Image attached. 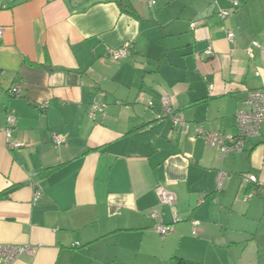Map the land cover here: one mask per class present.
I'll return each instance as SVG.
<instances>
[{"label":"crops","instance_id":"1","mask_svg":"<svg viewBox=\"0 0 264 264\" xmlns=\"http://www.w3.org/2000/svg\"><path fill=\"white\" fill-rule=\"evenodd\" d=\"M129 1L137 18L115 0H0V244L34 248L13 264H264V193L245 200L244 180L264 188V124L228 156L196 137L236 136L264 91V0L225 20L228 0ZM154 211L177 214L173 234Z\"/></svg>","mask_w":264,"mask_h":264},{"label":"built area","instance_id":"2","mask_svg":"<svg viewBox=\"0 0 264 264\" xmlns=\"http://www.w3.org/2000/svg\"><path fill=\"white\" fill-rule=\"evenodd\" d=\"M231 3L230 10H224L220 12V16L223 20L230 17L232 14L238 12L243 4L244 0H228ZM151 4H155L154 1ZM192 28H195V25L192 24ZM4 29L0 27V39L3 38ZM228 39L233 41L234 34L229 33ZM256 47H259L258 43L253 44ZM114 60H121L130 54V49L127 47L112 49L110 51ZM207 55H211V50L206 52ZM16 96H22V90L20 87H13L10 91ZM247 102L251 106L250 111H239L237 113V129L238 133L236 136H226L219 132H208L205 131L202 127H199L196 132V137H201L205 140L206 144L212 148L220 150L224 156H228L230 153H242L244 151V146L247 140L257 137L260 134L261 126L264 124V91H252L248 94ZM163 104L165 106V115L173 122L176 128H180L188 133L189 126L186 123L183 116L177 113L170 106V100L168 98L163 99ZM48 104L45 103L42 105V108H47ZM98 107L95 106V109ZM8 128L7 136L10 138L12 134V128L16 124V119L13 116H9L7 119ZM65 141V137L62 135H54V142L57 147H60ZM22 145L18 143H10V148H20ZM224 174H220L219 178V190L222 187V180ZM245 183L251 187V190L247 193L245 200H250L254 198L259 193H264L263 184H261L255 176H246L244 178ZM41 195V190H36L34 194V203H37ZM159 196L161 200V205H170L174 206L177 202V197L174 193L169 192L165 189L159 190ZM206 202V199H201L199 205H202ZM150 217L156 221L155 231L161 236L166 237L175 232L174 224L180 221V218L174 213V222L173 224H164L162 222L161 215L154 211L150 213ZM194 230L193 234L197 235L198 227L200 226L199 222L193 223ZM34 248L28 245H9V244H0V264H13L20 256L27 254L33 255Z\"/></svg>","mask_w":264,"mask_h":264},{"label":"trees","instance_id":"3","mask_svg":"<svg viewBox=\"0 0 264 264\" xmlns=\"http://www.w3.org/2000/svg\"><path fill=\"white\" fill-rule=\"evenodd\" d=\"M115 1L123 13H125L131 17H134V18L138 17L135 9L133 8V6L131 5L129 0H115ZM250 190H251V187H250ZM8 193H9V191H6L3 194H1L0 199H4L8 195ZM177 261L179 264H188V263L184 262L183 260H177Z\"/></svg>","mask_w":264,"mask_h":264}]
</instances>
